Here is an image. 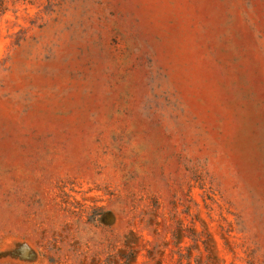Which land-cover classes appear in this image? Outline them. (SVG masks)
<instances>
[{
  "label": "rangeland",
  "instance_id": "1",
  "mask_svg": "<svg viewBox=\"0 0 264 264\" xmlns=\"http://www.w3.org/2000/svg\"><path fill=\"white\" fill-rule=\"evenodd\" d=\"M0 264H264V0H0Z\"/></svg>",
  "mask_w": 264,
  "mask_h": 264
}]
</instances>
